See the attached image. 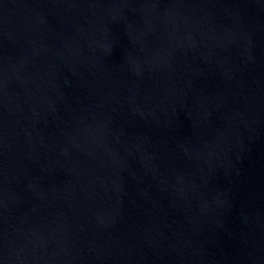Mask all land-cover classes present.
Returning a JSON list of instances; mask_svg holds the SVG:
<instances>
[{"label": "water", "instance_id": "water-1", "mask_svg": "<svg viewBox=\"0 0 264 264\" xmlns=\"http://www.w3.org/2000/svg\"><path fill=\"white\" fill-rule=\"evenodd\" d=\"M0 264H264V0H0Z\"/></svg>", "mask_w": 264, "mask_h": 264}]
</instances>
